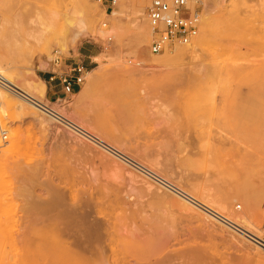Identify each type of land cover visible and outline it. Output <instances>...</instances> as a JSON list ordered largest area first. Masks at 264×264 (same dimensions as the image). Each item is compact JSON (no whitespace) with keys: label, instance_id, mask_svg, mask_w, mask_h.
Masks as SVG:
<instances>
[{"label":"rangeland","instance_id":"rangeland-1","mask_svg":"<svg viewBox=\"0 0 264 264\" xmlns=\"http://www.w3.org/2000/svg\"><path fill=\"white\" fill-rule=\"evenodd\" d=\"M112 1L33 0L18 25L25 3L0 0V65L29 90L55 50L84 58L74 94L58 80L50 101L31 94L98 139L9 93L0 264H264L260 244L163 184L264 238V0H199L197 37L160 54L152 0Z\"/></svg>","mask_w":264,"mask_h":264},{"label":"built area","instance_id":"built-area-1","mask_svg":"<svg viewBox=\"0 0 264 264\" xmlns=\"http://www.w3.org/2000/svg\"><path fill=\"white\" fill-rule=\"evenodd\" d=\"M116 1L117 0H113V4H115ZM147 18L151 27L152 51L156 54H160L176 44L188 45L197 37L200 27V1L152 0L147 8ZM51 64L53 65L54 70L51 71L52 77L50 81H59L66 98L69 95L74 94V92L85 83L88 74V66L85 64V60L82 57H79L78 59L64 58L59 50H55ZM0 86L10 87L1 72ZM39 106L48 114L57 116L56 112L50 107L45 105ZM84 134L85 136L92 138L88 133ZM8 136L9 131L2 125L0 120V156L2 149L7 143ZM164 184L188 199L194 205L203 209L211 217L231 226L244 236L253 238V241L264 246L261 240L251 236L245 229L230 221L218 211L196 200L179 188L169 183Z\"/></svg>","mask_w":264,"mask_h":264},{"label":"bare ground","instance_id":"bare-ground-1","mask_svg":"<svg viewBox=\"0 0 264 264\" xmlns=\"http://www.w3.org/2000/svg\"><path fill=\"white\" fill-rule=\"evenodd\" d=\"M17 2L19 3H25L23 5V8L22 9H19L16 13V16H17V21H18V25L20 24V22L23 20V18L25 17V14L27 13L26 10H27V4L30 3L31 1L33 0H16ZM26 1V2H25ZM144 7V6H143ZM3 11V9H1ZM57 16V15H56ZM146 18V17H145ZM92 19V18H91ZM4 20V15L3 13L0 12V21ZM66 21L67 23L69 24H73V20L72 18L67 14V17H66ZM16 30L19 29V26H15ZM192 43V42H191ZM190 43V44H191ZM188 44V45H190ZM41 67V66H40ZM0 68L3 69V67L0 65ZM3 73H4V77L7 81V83L9 84L10 87H2L0 86V107L3 106V107H7V108H13V107H17V104L15 102L12 101V99H10V95L9 93H12L14 95H17L20 99H23L24 101H27L28 103H30L31 105H33L34 107L38 108L40 111H42L43 113L47 114L48 116L54 118L56 121L58 122H63L67 125H69L70 127H72L73 129H75L77 132L85 135L84 133H88L89 135L92 136L91 132L89 133L87 130H85L83 127H81L80 125L72 122L71 120L67 119L64 115H62L61 113H59L57 110H55L54 108V105H55V102H49V104L46 102H43L41 101V99H37L36 97H34L32 94H31V91L32 92H35V93H39V95L41 97H44L46 100L50 101L47 94H46V91H47V86H46V81L45 80H41V84L35 86V87H30V91L21 87L19 84H17L13 78V76L6 72L4 69H3ZM88 89V88H87ZM81 96V95H80ZM86 97V96H85ZM62 99H58L56 101V103H60ZM39 105H45L47 107H50L51 109H53L57 116H54V115H51V114H48L46 111H44ZM53 105V106H52ZM18 107H20L19 109L21 108H24L23 105H21V102L20 104L18 105ZM57 109V108H56ZM9 137V136H8ZM10 137H11V146L9 145L8 147V151L10 152V155L15 151V143L12 142V139L15 138V134L13 132H10ZM96 136H92L93 139L91 140H95ZM98 138V137H97ZM98 139H96L95 141H97ZM100 140V139H99ZM100 144H102L105 149H109L111 151L114 152V150L112 149L113 147L110 146L109 144H103L102 140L99 141ZM119 154V153H118ZM128 161V160H127ZM131 163V162H130ZM135 165V164H134ZM157 180V178H156ZM162 181V180H160ZM164 184V183H163ZM166 186V185H165ZM171 189V188H170ZM174 191V190H173ZM198 200V199H197ZM201 202V201H200ZM239 220H241L242 222L244 223H248V218L245 217V216H241V217H237ZM229 219V218H228ZM232 221V220H231ZM237 224V223H236ZM240 226V225H239ZM242 227V226H241ZM243 228V227H242ZM245 229V228H243ZM246 230V229H245ZM246 232H248L251 236H254L255 238L261 240L264 244V238H262L261 236L259 235H256L255 233L251 232L250 230H246ZM243 235V234H242ZM245 238H249L248 237H245ZM251 240L253 238H250ZM263 248L264 246L261 245ZM259 248V247H257ZM262 248V249H263ZM264 250V249H263Z\"/></svg>","mask_w":264,"mask_h":264},{"label":"crops","instance_id":"crops-1","mask_svg":"<svg viewBox=\"0 0 264 264\" xmlns=\"http://www.w3.org/2000/svg\"><path fill=\"white\" fill-rule=\"evenodd\" d=\"M107 1V0H106ZM81 55H83V57L85 58H91L93 56V51L87 47H84V45H82L81 47ZM84 59V58H83ZM85 60V59H84ZM52 77V75L48 74L45 76V81L50 80ZM54 81V80H53ZM63 91V90H62ZM57 93V92H56ZM61 99V98H60Z\"/></svg>","mask_w":264,"mask_h":264}]
</instances>
